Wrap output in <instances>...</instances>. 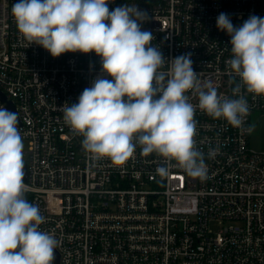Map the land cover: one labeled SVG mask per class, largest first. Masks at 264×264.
<instances>
[{
	"label": "built area",
	"instance_id": "obj_1",
	"mask_svg": "<svg viewBox=\"0 0 264 264\" xmlns=\"http://www.w3.org/2000/svg\"><path fill=\"white\" fill-rule=\"evenodd\" d=\"M17 2L0 0V93L15 106L27 146L26 198L45 217L40 229L60 241L53 264H264V151L250 145L260 133L264 96L245 93L250 113L242 129L197 108L194 140L206 180L175 166L161 178L162 158L144 157L139 147L122 165L92 161L62 107L91 86L100 57L54 58L29 46L11 11ZM124 4L147 12L142 30L152 32L165 58L191 53L199 79L232 96L231 38L216 20L226 13L240 26L251 15L264 18V0H109V11ZM0 107L8 110L7 102L0 99Z\"/></svg>",
	"mask_w": 264,
	"mask_h": 264
},
{
	"label": "clouds",
	"instance_id": "obj_2",
	"mask_svg": "<svg viewBox=\"0 0 264 264\" xmlns=\"http://www.w3.org/2000/svg\"><path fill=\"white\" fill-rule=\"evenodd\" d=\"M108 3L19 0L11 11L29 46L39 45L54 58L69 52H94L100 57L101 72L91 86L76 103L62 107L65 124L83 137L82 149L92 161L108 158L122 165L139 147L144 157L162 158L156 168L161 178L175 166L190 177L206 180L204 153L194 140L196 110L243 128L250 113L245 93L264 96V18L251 15L234 26L226 13L217 17V28L231 38L232 58L226 64L235 86L229 97L218 93L212 81L199 79L191 53L171 60L163 56L160 47L152 44V32L142 30L147 12L125 4L109 11ZM18 120V113L0 107V264H53L60 241L40 229L45 217L26 198ZM218 153L219 147L210 149L208 157Z\"/></svg>",
	"mask_w": 264,
	"mask_h": 264
},
{
	"label": "rangeland",
	"instance_id": "obj_3",
	"mask_svg": "<svg viewBox=\"0 0 264 264\" xmlns=\"http://www.w3.org/2000/svg\"><path fill=\"white\" fill-rule=\"evenodd\" d=\"M247 20V19H246ZM243 24V23H242ZM260 133L251 138L250 145L256 152H262L264 151V116L260 117ZM24 143V151H26V143Z\"/></svg>",
	"mask_w": 264,
	"mask_h": 264
},
{
	"label": "water",
	"instance_id": "obj_4",
	"mask_svg": "<svg viewBox=\"0 0 264 264\" xmlns=\"http://www.w3.org/2000/svg\"><path fill=\"white\" fill-rule=\"evenodd\" d=\"M0 99L3 101V102H7V105H8V111L10 112H16V108L15 106L11 103V102H8L6 101V97L0 93ZM17 113V112H16ZM18 124H20V121L18 120ZM24 172H25V176H24V179L27 178V165L25 164V167H24Z\"/></svg>",
	"mask_w": 264,
	"mask_h": 264
}]
</instances>
